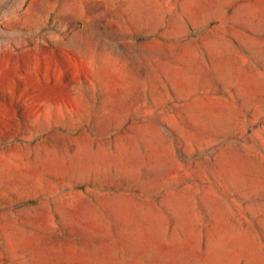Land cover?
<instances>
[{
  "label": "rangeland",
  "instance_id": "1",
  "mask_svg": "<svg viewBox=\"0 0 264 264\" xmlns=\"http://www.w3.org/2000/svg\"><path fill=\"white\" fill-rule=\"evenodd\" d=\"M0 264H264V0H0Z\"/></svg>",
  "mask_w": 264,
  "mask_h": 264
}]
</instances>
